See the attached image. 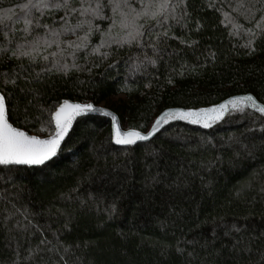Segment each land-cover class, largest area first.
I'll use <instances>...</instances> for the list:
<instances>
[{
	"label": "trees",
	"instance_id": "1",
	"mask_svg": "<svg viewBox=\"0 0 264 264\" xmlns=\"http://www.w3.org/2000/svg\"><path fill=\"white\" fill-rule=\"evenodd\" d=\"M96 2L41 15L0 0L12 17L0 23V93L13 126L47 137L63 101L102 105L138 131L166 108L239 94L264 105V0H167L155 19L148 5L164 0H129L135 12L100 0V17L81 15ZM65 19L83 27L64 31ZM88 21L87 47L68 49ZM137 26L144 36L125 43ZM35 41V62L19 56ZM0 264H264V119L246 109L209 130L172 123L130 147L113 145L108 119H77L52 160L0 166Z\"/></svg>",
	"mask_w": 264,
	"mask_h": 264
},
{
	"label": "snow or ice",
	"instance_id": "2",
	"mask_svg": "<svg viewBox=\"0 0 264 264\" xmlns=\"http://www.w3.org/2000/svg\"><path fill=\"white\" fill-rule=\"evenodd\" d=\"M86 2V0H82V5ZM110 3L114 4L113 11H116L122 5L128 7L130 12H135V9L131 8L129 4V0H109ZM167 3V0H164V3H160L158 5L149 4L148 7H155L156 11H152L150 13L151 18L155 19L159 15V10L163 9ZM69 4V0H63V4L56 3L54 5L49 3V0H27V3L21 5L20 7L30 14L31 9H36L43 15V10L55 7L60 9L62 7H67ZM103 5L100 3V0H97L95 7L93 8L91 4H88L87 7H82L80 10L81 15H86L91 13L93 17H100L101 9ZM8 13H11L12 10H7ZM75 11V10H73ZM129 13H122L124 19L121 21L122 27H128L126 23L128 20ZM149 12L144 11L142 13H136L132 18L133 21L139 18L140 16H148ZM12 17L9 14H5L4 16H0V23H4L6 20H10ZM26 27L24 31L28 33L30 31L32 20L25 19L24 21ZM89 24L88 30L83 37H78L80 43H76L75 41H70L67 44L68 49L80 50L82 48L87 47V40L89 35H91L93 31V27L91 21L87 22ZM115 20H113V25H115ZM37 28L46 27L49 28L51 34L59 38L63 33L56 29L50 28L48 25H42L37 22L35 25ZM83 22L78 23L74 28H70L67 26V20L65 19V27L64 31H70L75 34L76 29L82 28ZM142 26H137L133 31L128 32V39L125 40V43H132V41H136L139 43V38L144 36V32L140 29ZM164 35H167L165 33ZM57 43L59 47L60 41H53ZM39 46V41H35L33 43V47L30 51H19V56L21 57H29L32 62H35V57L33 56V52L37 50ZM102 46V45H101ZM154 47V46H153ZM66 49H62L65 51ZM94 52L99 51V48L93 49ZM13 55H17V53H13ZM52 55H56L53 53ZM73 57H75V52L72 53ZM43 59L47 60L48 57L45 56ZM58 63V61H57ZM151 63H155V61H151ZM66 67V66H65ZM73 67H77L75 64ZM65 74L67 72L65 71ZM14 83V81H13ZM229 106L233 110L243 112L246 107H251L261 114H264V106L257 103L256 99L252 95H246L242 97L233 98L226 103H222L218 106H214L212 108L200 109V110H179V109H169L163 112L159 118L156 120V125L154 126V131H158V126L162 123H168L171 120H185L192 124H200L205 128H209L213 125V123L222 120L225 114L229 110ZM95 111L91 104L81 105L79 103H69L68 101H64L55 112L54 120H55V133L47 139H40L35 135H28L25 131L20 130L17 127H14L12 123L9 122V113L8 108L5 104V97L3 94H0V165L9 166V165H42L45 164L46 161H49L53 157L57 155V151L60 148L61 141L64 139L67 134L73 119L76 116H79L83 113ZM108 115V113H105ZM113 121L115 122V117H113ZM43 131V129H42ZM154 134V133H153ZM148 135H142L139 131L129 130L127 132H121L119 126L115 127V142L117 144L122 145H130L134 144L137 140H148ZM235 227V226H233ZM236 231H240V229H236Z\"/></svg>",
	"mask_w": 264,
	"mask_h": 264
},
{
	"label": "water",
	"instance_id": "3",
	"mask_svg": "<svg viewBox=\"0 0 264 264\" xmlns=\"http://www.w3.org/2000/svg\"><path fill=\"white\" fill-rule=\"evenodd\" d=\"M1 94V93H0ZM246 95H252V94H239V95H234V96H231V97H228L227 99L217 103V104H214V105H210V106H207V107H200V108H195V109H184V108H178V107H173V108H166L164 110H162L153 120V122L151 123L150 127H148L145 131H139L142 135H148L149 136V139L148 140H137L134 144H130V145H122V144H117L115 142V127L118 125L121 132H127L129 130H134V129H125L121 126V123H120V120L118 118V116L112 112L111 110H109L108 108L102 106V105H94L92 103H81V102H73V101H68L69 103H79L81 105H86V104H91L93 106V108L95 109V111H90V112H86V113H83L79 116H76L72 123H71V126L67 132V134L65 135L64 139L61 141V145L63 144V142L65 141V139L67 138L68 134L70 133L72 127H73V124L75 123V121L81 117H84V116H89V115H92V116H101V117H104L106 119L109 120L110 122V129H111V140H112V143L113 145L117 146V147H130V146H134L135 144H138V143H145V142H149L151 141L152 139H154L165 127H167L168 125L172 124V123H183V124H187V125H190V126H194V127H198L200 129H203V130H209L213 127H215L216 125L220 124L227 115L229 114H236V113H240V111H236V110H233L231 108V106H229V110L228 112L225 114L224 118L222 120H219L215 123H213V125L209 128H205L203 127L202 125L200 124H192V123H189L188 121H185V120H171L169 121L168 123H162L161 125L158 126L159 130L158 131H154V126L156 125V120L159 118V116L169 110V109H179V110H184V111H188V110H200V109H206V108H212L214 106H218L222 103H226L227 101L233 99V98H236V97H242V96H246ZM253 96V95H252ZM254 97V96H253ZM255 98V97H254ZM257 101V100H256ZM64 102V101H63ZM63 102L61 104H63ZM258 104L264 106L262 103H260L259 101H257ZM60 104V105H61ZM59 105V106H60ZM59 106L56 108L55 112L58 110ZM250 110L256 114H258L259 116H261L263 119H264V114H261L259 111L251 108V107H246L244 110ZM55 112L53 113L52 115V123H53V132L51 135L47 136V137H39L40 139H47L49 138L50 136H52L54 133H55V120H54V115H55ZM105 113H108V115H105ZM113 117H115V122L113 121ZM15 127V126H14ZM22 130V129H20ZM23 131V130H22ZM135 131H138V130H135ZM26 132V131H25ZM28 135H34V134H29L28 132H26ZM154 133V134H153ZM37 136V135H35ZM60 145V147H61ZM60 149V148H59ZM58 149V151H59ZM57 151V153H58ZM57 156V155H56ZM55 156V157H56ZM53 157V158H55ZM52 158V159H53ZM50 159V160H52ZM49 160V161H50ZM48 162V161H46ZM45 162V163H46ZM0 166H3V165H0ZM9 166H38V165H9Z\"/></svg>",
	"mask_w": 264,
	"mask_h": 264
}]
</instances>
